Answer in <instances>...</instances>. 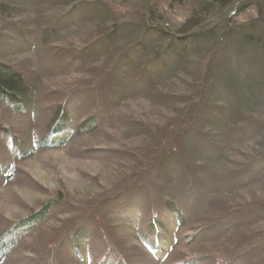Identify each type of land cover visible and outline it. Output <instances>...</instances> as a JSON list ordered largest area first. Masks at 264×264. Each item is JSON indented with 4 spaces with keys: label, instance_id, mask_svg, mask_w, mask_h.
I'll list each match as a JSON object with an SVG mask.
<instances>
[{
    "label": "trees",
    "instance_id": "1",
    "mask_svg": "<svg viewBox=\"0 0 264 264\" xmlns=\"http://www.w3.org/2000/svg\"><path fill=\"white\" fill-rule=\"evenodd\" d=\"M120 1L0 0L7 24L0 28V108L7 115L36 118L47 69L28 62L34 75L27 77L10 56L48 48L67 61L58 75L90 78L62 89L28 145L0 119V178L9 183L13 164L41 152L80 164H90L91 152L106 155L103 164L93 160L101 170L86 177L88 187L63 186L1 228L0 264L32 233L56 246L46 230L55 220L65 222L60 239L79 264L138 260L119 227L158 263L186 240L189 257L171 264H264V124L253 128L248 120L264 119V0H174L184 9L176 25L166 0H124L137 4L135 24L116 14ZM9 34L25 45L14 46ZM167 131L169 139L156 138ZM96 137L102 149L69 152ZM110 251L120 257L110 261Z\"/></svg>",
    "mask_w": 264,
    "mask_h": 264
},
{
    "label": "rangeland",
    "instance_id": "2",
    "mask_svg": "<svg viewBox=\"0 0 264 264\" xmlns=\"http://www.w3.org/2000/svg\"><path fill=\"white\" fill-rule=\"evenodd\" d=\"M166 2H168L169 4V8L166 9L167 14L169 15L168 17L171 18L173 24L176 25L177 23L180 22V19L183 17L184 9L178 8L175 5L172 6L174 0H166L163 3V5L167 7ZM136 5H137L136 3L125 2L124 0L120 1L118 2L119 7L116 8L117 10L116 14L120 18L122 15L124 19H127L126 21L135 24L136 22H138L137 20L138 15L134 13L135 11L132 9V6L136 10L135 7ZM27 9L28 8H26V10L24 11L25 12L30 11L29 13L30 17H32L33 20H36L37 16L31 10H27ZM26 16L29 17L28 14ZM117 19L119 18L117 17ZM6 25H7L6 23H0V28H4L6 27ZM14 32H15L14 34L16 35V29H14ZM20 32L22 33V36L23 35L25 36V34H23L24 31H20ZM14 34H9V36L11 37L10 42L14 46L19 45L20 47L21 46L23 47L25 45V41L21 43V39H17V37H15ZM2 35L3 37H5L4 34ZM0 40H1V36H0ZM57 46L58 45L54 47L52 46L51 49L55 48L56 50L54 51L50 50V51L56 52L57 49H60ZM0 49L1 52H3L2 54L5 55L6 51L4 48L1 47V44H0ZM47 50L48 48H44V50L39 49L34 53V56L33 54H28V56L6 55V56H10L7 59L10 61V63L11 60L15 61L14 64L15 67H17V63H19L20 67H22L27 71L26 73H24L27 77L34 75L33 72H30V70L25 67V65L29 64L30 62L33 63L35 62V60H37L40 63H42V66L47 67L46 70H44V68L41 69L40 77H42V79L39 82L40 95L38 96L39 97L38 101L41 111L40 113H37V116L33 121H30L27 118L22 119L17 117H11V115H7V111L5 113L4 109L0 108V119H4L7 125H9L11 131L18 134L19 139L21 138L23 141H25L26 145L29 144L28 142H30V138H33L35 135H38L40 132L44 131V126L46 122L45 118L47 117V110L50 109L51 102L52 101L54 102L56 97L63 96L64 92L61 93V91H63L62 89H66V87L72 84L74 80L81 82L83 81V79H85L87 81H90V78H86L82 75L80 76L70 75V74L64 76L58 75L60 70L63 69V67L65 66L64 63L67 64V61L64 62V59L62 60V58L60 59L58 56H54L51 53H48ZM20 67L18 66V70H20ZM96 67H97L96 64L90 66V68L93 70H95ZM44 75H48V77H45ZM100 80L101 79H99L98 81ZM96 82L97 81H95V83ZM85 83L87 84L88 82ZM82 84H84V82L80 83V85ZM254 116L251 117L252 119L251 118L248 119L249 123H251L249 124V126L252 125V127L255 128L254 126L264 124V119L261 120V122L259 123L254 122L255 120ZM164 134L165 135L168 134V135L165 136ZM96 135L98 136L100 134H96ZM169 135L171 136V133L169 131L164 133L162 132L156 138L161 137L166 140L169 139L170 137ZM96 140L97 137L96 139H90V142L87 140L77 142L75 145L69 148V152L76 154L84 149H88V150L102 149L103 146L98 145V143L95 142ZM104 140H107V138H105ZM259 153H260L259 149H254L253 154L256 155L252 154L251 156H257ZM105 157L106 155L104 154L91 152L89 154V158H91L90 164H83V163L80 164L79 162L69 161L66 158L65 154L61 152H49V153L47 152L45 154L44 152H41V153H37L36 156H34L30 160H27L21 165H17V163L19 164V162L13 164L15 170L12 177L13 179L9 183H7V182H3L4 180L0 178V231L1 228H3L4 226L10 225L13 221L18 219L19 217L28 214L30 210L36 209L46 201L52 199L53 192L55 190H60L61 187L63 186H66L68 189L71 190L73 187H76L78 183H81L80 186L85 185L84 187H86L88 185V183L86 184V180H87L86 177H89V175L97 176L101 170V166L99 165L96 166L92 164L93 160H96L103 164V161L106 160ZM90 183H92L93 185V182H89V184ZM82 187H80L79 189L77 188L78 191L81 190ZM36 211H38V209ZM64 224L65 222H62L61 220H55L52 223L48 224L46 228L48 235L52 236V238L49 237L48 239L51 238L52 241V242L50 241L51 244H53L54 242L57 244L56 246L53 245L51 246L52 248L50 246L46 247L45 239L47 236L42 234V236L44 235V245H43V241H42L43 238L41 240L42 237L41 234H38V232L32 233L29 236L27 235L25 238H23V240L19 243L18 249L11 255L10 258L6 259L4 264H79L78 261L77 262L75 261L77 259L71 260V258L68 257L69 255V252H67L68 248H66L64 243L65 240H63L65 236L62 237V239H60L62 233L64 232V230H66ZM116 227L117 226H115V228ZM119 228L117 230L118 236L124 241L125 243L124 247L127 249L131 248L132 250L137 251L138 254L141 256V257L138 256L139 257L138 260L134 259L132 264H171L174 261L177 262L182 261L186 257H189L188 248L185 249L184 246L187 242L186 240H182L180 241L179 246L175 249L174 252L170 254V256H168L164 260L160 261V263H158L144 254L143 250H141V248L137 244L134 232H131L130 230L122 229L121 227ZM184 237L185 236H183V238ZM96 238L97 240H99V243L102 242V244L99 247H102L103 245L105 246L106 240L104 239L100 231L96 232ZM108 248L112 249V247H110L109 244H108ZM110 252H111L110 261H114L116 260V258L120 257L113 251ZM138 254H136V257Z\"/></svg>",
    "mask_w": 264,
    "mask_h": 264
}]
</instances>
